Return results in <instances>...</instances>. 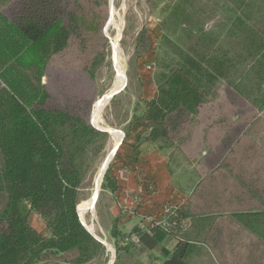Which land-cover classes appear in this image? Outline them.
<instances>
[{
	"label": "trees",
	"instance_id": "trees-1",
	"mask_svg": "<svg viewBox=\"0 0 264 264\" xmlns=\"http://www.w3.org/2000/svg\"><path fill=\"white\" fill-rule=\"evenodd\" d=\"M83 1L0 0V264L109 262L77 214L108 133L90 123L89 103L84 113L81 99L55 104L43 82L51 61L95 27ZM154 1L155 94L132 107L146 123L135 147L166 154L169 176L176 154L195 165L182 205L144 228L111 223L113 264H196L205 254L216 264H264V149L250 134L264 112V0ZM148 30L139 56L150 49ZM110 173L109 164L101 190L114 197Z\"/></svg>",
	"mask_w": 264,
	"mask_h": 264
},
{
	"label": "rangeland",
	"instance_id": "rangeland-1",
	"mask_svg": "<svg viewBox=\"0 0 264 264\" xmlns=\"http://www.w3.org/2000/svg\"><path fill=\"white\" fill-rule=\"evenodd\" d=\"M156 3L158 1L154 0H84L81 11L88 16L95 15V19L97 18L95 27L91 32L87 34L83 32L80 38L71 41L68 49L51 61L46 77L43 78L55 104L64 105L74 99H81L80 112L84 113L87 110L84 101L89 103L88 118L92 124L94 102L112 88L115 79L112 44L119 28L120 38L117 45L120 49V64L124 71V85L104 106L98 125L99 128L116 130L121 138L109 164L115 171L130 174L129 183L122 184L124 187L131 184L130 190L124 189L125 194L118 198L115 205L119 213L125 217L118 220L120 225H125V228L127 226V230L123 229L125 232L130 231L137 222L144 221L146 225L161 217L166 209L185 202L191 185L188 180L189 172L195 165L194 159L189 160L181 154H176L174 158L177 169L173 176H169L166 170L169 164L166 154L156 153L154 147L150 145L134 148L131 144H134L135 139L125 138L130 128L135 126V129L141 128L137 126L138 123L131 122L133 105L139 100L142 91L143 93L146 89L150 91V95L146 97L149 98L154 89L153 86L151 88L147 86L156 71L152 57L158 42L159 8L156 7ZM146 27L150 29L146 32L150 49L139 56L138 53L142 50L136 49L137 41L141 32L144 29L146 31ZM86 67H89L88 75L84 73ZM256 117L250 134L264 149V112ZM110 137L108 134L104 149L91 161V170L85 178L80 205L90 199L98 172L115 146ZM179 188L183 189L184 194ZM98 192L92 209L93 215L86 214L85 220L87 224L94 223L97 236L107 249L110 264L115 259V255L112 258V250L115 249L111 245L109 229L113 219L111 212L116 213V209L112 208L113 201L108 192L101 190V187ZM3 205L4 199L0 197V207ZM29 224L39 235H46L45 226L40 218L31 215ZM144 259L147 261L149 258ZM89 264L101 262L94 260ZM198 264L215 263L206 255Z\"/></svg>",
	"mask_w": 264,
	"mask_h": 264
},
{
	"label": "bare ground",
	"instance_id": "bare-ground-1",
	"mask_svg": "<svg viewBox=\"0 0 264 264\" xmlns=\"http://www.w3.org/2000/svg\"><path fill=\"white\" fill-rule=\"evenodd\" d=\"M120 30L119 28H117V34L116 37L114 39V42L112 44V48H113V60H114V64H115V68H116V75H115V79L112 85V88L105 93L102 97H100L98 100H96L93 104V109H92V113H91V122L93 124L94 127H96L97 129H101V130H105L108 132L109 136H111L110 138H112V140L115 143L114 148L112 149V151L110 152L109 156L104 160L98 175L96 177V181H95V187H94V191L90 197L89 200H87L85 203L81 204L78 206L77 209V214H79V219L81 221V223L84 225V227L95 237L98 238L97 233H96V229H95V225L93 222H90L87 224L86 222V214H90L91 216L93 215V210H92V205L93 202L95 201V198L97 196V194L99 195V188L101 180H102V175H103V170L105 168V164L106 162L109 160L113 150L118 146V144L121 141L120 135L116 130L113 129H104V128H99L98 123L100 122V115L102 114V110L104 108V106L108 103L110 97L114 94H116L119 90L122 89V86L124 85V71L122 69V66L120 64V49L119 46L117 45L118 40L120 38ZM109 146H110V142H109ZM111 148V147H110ZM97 174V173H96ZM95 174V175H96ZM102 241V240H101ZM113 252V250H112Z\"/></svg>",
	"mask_w": 264,
	"mask_h": 264
},
{
	"label": "crops",
	"instance_id": "crops-1",
	"mask_svg": "<svg viewBox=\"0 0 264 264\" xmlns=\"http://www.w3.org/2000/svg\"><path fill=\"white\" fill-rule=\"evenodd\" d=\"M153 86V92H152V96L151 97H149V98H146V97H148L150 94H149V92L150 91H147V89L144 91V93H143V91H142V93H141V95L139 96V98L140 99H142V100H145V101H148V100H150L153 96H154V94H155V86L153 85V83H152V80L151 79H149V82H148V86H147V88H151ZM132 116H133V114H131V122H132V124H135V123H138L139 125H137V126H141V128H139V129H135L136 128V126L134 127V128H130V131L129 132H127V134H128V136H125V138H130V137H133V139H135V141H134V144H131L134 148H137V149H139V148H141L142 146H144V145H150V144H146V143H144V144H141V145H139L138 147H135V145L137 144V141L139 140V138H140V136H141V134L143 133V131L145 130V126H146V123L145 122H142V121H134L133 120V118H132ZM125 135V134H124ZM150 146H152V145H150ZM155 149V148H154ZM156 151V150H155ZM156 153H158L157 151H156ZM159 154V153H158ZM110 175H111V178L117 183V188H118V190H117V192H116V194L114 195V197H112L111 196V194L110 193H108L109 194V196H110V198L112 199V201H113V207L112 208H115L116 209V213H114V211L113 212H111V214H112V224H117L118 226H120L121 228H123V229H125V230H127L126 228H127V226H126V228H125V225H120V223L118 222V220H123L125 217H123L122 216V214L121 213H119V209H117L116 207H115V205H117L116 204V201H118V198L120 197V196H123L124 194H125V190L124 189H129V186H131V184H129V186L128 187H124L122 184H126V183H129V177H130V174H128V173H120L119 171H115L114 169H113V167L111 168V173H110ZM130 190V189H129ZM131 190H133V188H131ZM181 195H182V193H180ZM184 194V193H183ZM184 197V196H183ZM187 200V198L184 200V201H186ZM184 202H182V204H183ZM182 204H180V205H182ZM179 205V204H178ZM117 216H118V219H117ZM120 218V219H119ZM112 226V225H111ZM135 226H139V227H141V228H144L146 225H145V222L144 221H142V222H137L136 223V225H134L132 228H134ZM131 228V229H132ZM157 255V254H156ZM206 255H208V254H205V255H203L197 262H195L196 264H198V263H200V262H202V260H203V257L204 256H206ZM209 256V255H208ZM210 257V259L212 260V261H214L213 260V258L211 257V256H209ZM158 263V260H156L155 261V263L154 264H157ZM214 263H215V261H214ZM216 264V263H215Z\"/></svg>",
	"mask_w": 264,
	"mask_h": 264
},
{
	"label": "water",
	"instance_id": "water-1",
	"mask_svg": "<svg viewBox=\"0 0 264 264\" xmlns=\"http://www.w3.org/2000/svg\"><path fill=\"white\" fill-rule=\"evenodd\" d=\"M119 91H120V90H119ZM119 91H118V92H119ZM118 92H117V93H118ZM114 95H115V94H114ZM114 95H112V96L110 97V99H111ZM110 99H109V100H110ZM96 129H97V128H96ZM97 130L102 131V132H105V133H108V132L105 131V130H101V129H97ZM116 150H117V147L113 150V152H112V154H111L109 160L106 162V164H105V168H104V170H103V175H104V173H105V171H106V169H107V167H108V165H109L110 160H111L112 157L114 156ZM103 175H102V177H103ZM96 199H97V196H96V198H95V201H96ZM95 201L93 202L92 209H93V207H94V203H95ZM82 225H83V224H82ZM83 226H84V225H83ZM84 228H85V227H84ZM85 229H86V228H85ZM86 230H87V229H86ZM87 232H89V231L87 230ZM89 234L92 235L90 232H89ZM92 236H93L96 240H98L100 243H102V244L105 246V244H104L99 238L95 237L94 235H92ZM114 255H115V251H113V257H112V258H114ZM110 264H113V260H112V262H111Z\"/></svg>",
	"mask_w": 264,
	"mask_h": 264
},
{
	"label": "built area",
	"instance_id": "built-area-1",
	"mask_svg": "<svg viewBox=\"0 0 264 264\" xmlns=\"http://www.w3.org/2000/svg\"><path fill=\"white\" fill-rule=\"evenodd\" d=\"M171 208L174 209V207H170V208L166 209L165 213L171 212V210H172ZM158 224L165 225V222L164 221H160V222H158Z\"/></svg>",
	"mask_w": 264,
	"mask_h": 264
}]
</instances>
